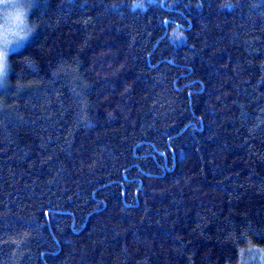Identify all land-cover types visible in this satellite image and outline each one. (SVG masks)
<instances>
[{
    "label": "trees",
    "instance_id": "16d2710c",
    "mask_svg": "<svg viewBox=\"0 0 264 264\" xmlns=\"http://www.w3.org/2000/svg\"><path fill=\"white\" fill-rule=\"evenodd\" d=\"M0 88V264L264 253V0H32Z\"/></svg>",
    "mask_w": 264,
    "mask_h": 264
},
{
    "label": "clouds",
    "instance_id": "9594fccd",
    "mask_svg": "<svg viewBox=\"0 0 264 264\" xmlns=\"http://www.w3.org/2000/svg\"><path fill=\"white\" fill-rule=\"evenodd\" d=\"M31 4L32 0H0V88L8 83L12 49L26 44L34 34Z\"/></svg>",
    "mask_w": 264,
    "mask_h": 264
},
{
    "label": "rangeland",
    "instance_id": "374dc122",
    "mask_svg": "<svg viewBox=\"0 0 264 264\" xmlns=\"http://www.w3.org/2000/svg\"><path fill=\"white\" fill-rule=\"evenodd\" d=\"M21 45H19L18 47H15V48H13V49H17V48H19ZM12 49V50H13ZM260 262V263H259ZM247 264H264V253H263V255L262 256H258L257 258H255L254 259V262H249V263H247Z\"/></svg>",
    "mask_w": 264,
    "mask_h": 264
},
{
    "label": "bare ground",
    "instance_id": "6f19581e",
    "mask_svg": "<svg viewBox=\"0 0 264 264\" xmlns=\"http://www.w3.org/2000/svg\"><path fill=\"white\" fill-rule=\"evenodd\" d=\"M260 263V262H259Z\"/></svg>",
    "mask_w": 264,
    "mask_h": 264
}]
</instances>
